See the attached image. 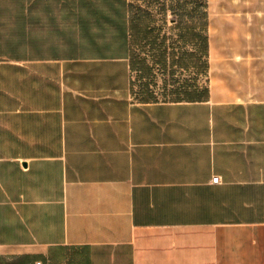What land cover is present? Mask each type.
Instances as JSON below:
<instances>
[{
    "label": "crops",
    "instance_id": "crops-1",
    "mask_svg": "<svg viewBox=\"0 0 264 264\" xmlns=\"http://www.w3.org/2000/svg\"><path fill=\"white\" fill-rule=\"evenodd\" d=\"M94 4L0 0V264H264V0L214 1V56L208 7L181 102L133 95Z\"/></svg>",
    "mask_w": 264,
    "mask_h": 264
},
{
    "label": "trees",
    "instance_id": "trees-1",
    "mask_svg": "<svg viewBox=\"0 0 264 264\" xmlns=\"http://www.w3.org/2000/svg\"><path fill=\"white\" fill-rule=\"evenodd\" d=\"M113 28L127 47L131 71L139 73L143 102L201 101L209 96L208 0H115ZM108 14V15H107ZM175 68L195 70L193 79L168 90L175 82ZM164 74L163 100L151 89L157 72ZM204 80V84L202 81ZM178 81V80H177ZM137 95L139 97H137Z\"/></svg>",
    "mask_w": 264,
    "mask_h": 264
},
{
    "label": "rangeland",
    "instance_id": "rangeland-1",
    "mask_svg": "<svg viewBox=\"0 0 264 264\" xmlns=\"http://www.w3.org/2000/svg\"><path fill=\"white\" fill-rule=\"evenodd\" d=\"M95 1V2H92ZM214 1L216 0H208V6H210V40H211V55L214 56V50H213V39H214V34H213V26H211V5H214ZM92 3V4H91ZM95 3V4H94ZM115 0H89V5L93 6V4L95 5L97 11H98V16H100L99 11L100 9H103L104 11V15L106 17V13H109L111 15H113L114 12V5H115ZM108 15V14H107ZM104 17V24H103V30H104V34H105V38L106 37H111V34H113V26L111 23L107 22V19ZM110 29V30H109ZM98 31H99V25H98ZM175 82H170L168 85V90L170 89H174L176 87L179 86V84L181 85L184 79H193L196 76V72L195 70H182L179 68H175ZM157 84H153V82H151V89H153L157 94L159 99L163 100L164 96L162 95V93L164 91H166V87H165V83L163 80L164 74H162L161 72H157ZM178 80V81H177ZM133 90L140 95L141 93V82L139 80V73L138 72H134L133 73ZM202 83L204 84V80L202 81ZM137 95V97H139ZM136 97V96H135Z\"/></svg>",
    "mask_w": 264,
    "mask_h": 264
},
{
    "label": "built area",
    "instance_id": "built-area-1",
    "mask_svg": "<svg viewBox=\"0 0 264 264\" xmlns=\"http://www.w3.org/2000/svg\"><path fill=\"white\" fill-rule=\"evenodd\" d=\"M219 180H220V177H219V176H215V177H213V179H212V181L215 182V183L219 182ZM39 264H40V263H39Z\"/></svg>",
    "mask_w": 264,
    "mask_h": 264
}]
</instances>
